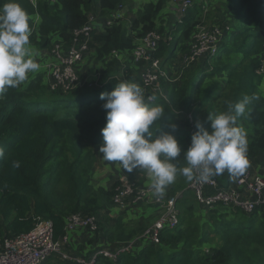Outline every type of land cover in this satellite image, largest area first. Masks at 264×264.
<instances>
[{
    "label": "trees",
    "instance_id": "trees-1",
    "mask_svg": "<svg viewBox=\"0 0 264 264\" xmlns=\"http://www.w3.org/2000/svg\"><path fill=\"white\" fill-rule=\"evenodd\" d=\"M120 1L122 0H54L49 3L47 0H36V4H33L30 0H18L31 17V40L34 39L37 46L42 48L52 47L53 34L63 48L68 47L74 29L86 23L92 3L97 2L100 10L107 14L115 10ZM203 1L207 5L206 0ZM230 1L233 2L235 10L243 13L248 26L255 24V33L246 32L244 29L234 32L233 38L236 37L239 41L243 39L245 42L229 47L228 51L230 55H249V66L254 73L262 67L264 60V0ZM5 2L6 0H0V6ZM165 2L149 1L141 14L130 23L127 32L119 18L114 20L111 27H104L102 24L101 30L95 27L91 31L87 48L88 61L92 64L91 61L94 60L98 64L95 74L98 87L84 84L85 87L78 86L67 93L52 92L42 84L47 72L43 68L42 73L36 74L29 83L8 89L0 98V149L3 153L0 155V242L27 233L39 217L51 220L53 237L58 239L65 235L67 216L94 215L98 220V227L93 238L104 245L95 247L91 253L86 254V258H90L100 248L110 246L113 249L122 242L138 238V243L132 250L121 253L116 261L98 255L95 264H264V222L259 221L264 219V211L261 207L252 213L222 204L206 208L195 201L193 194L180 184L167 195L170 197L174 194L177 206L185 209L178 213V223L174 228L161 230L158 241L153 243L140 237L147 227L130 226V229L124 230L122 236L118 237L122 242L114 241L110 230L113 224H109V216L115 211L112 200L114 184L109 188L98 187L91 193L83 192L84 186L79 184L77 175L83 169L78 170L77 166L83 159L91 161L92 152L87 151L83 156L86 145L81 142L79 148L68 157L66 147L59 146L67 136L76 135L81 136V140L90 139L89 142L94 145L103 143L100 129L106 121L105 110L101 107L103 101L99 98L102 91L98 88L106 84L110 88L104 92H110L113 85L121 82L115 74L119 71L124 81L140 84L137 70L144 62H135L131 54L145 34L157 31L162 35L163 38L158 40L157 47L152 52V58L161 59L164 64L174 59L178 53L180 56L188 53L195 42L196 26L202 20L205 5L201 0H192V5L181 22L174 20L172 26L164 30L163 27H157L156 18ZM38 15L40 21L34 26L33 21ZM252 36L253 39L247 42ZM171 43L174 44V49L168 50ZM224 44L222 43L220 49H223ZM113 50L118 51L122 58L126 56L134 67L126 65L119 70L118 58L112 56ZM210 57L195 61L198 65L197 71L188 78L184 76L168 86L160 80L162 88L167 86V101L157 94L155 101L165 107L161 120L163 131H169L165 126L169 120L174 122L178 118H182L183 123L189 127L190 120L187 115L191 113L195 117L203 105L200 101L210 98V94L200 91L204 83L201 74H213L216 69L224 67L209 69L207 63ZM180 64L176 59L175 65ZM225 66L228 68V65ZM234 76L229 71L226 83L230 84ZM190 82L193 84L191 88ZM238 88L242 89L239 84ZM253 96L256 99L249 104L247 114L252 124L251 134L247 135V157L250 164L264 167V97L252 92L251 97ZM62 108L66 109L62 111ZM83 121L86 124H82ZM192 122L194 125V119ZM182 130H176L174 135ZM190 142L181 147L182 158L183 151ZM54 161L56 162L52 170L56 175L69 174L70 177L67 180L65 203L53 201L41 189L44 174H52L47 165ZM88 165L90 167V163ZM85 183L87 184L86 179ZM192 203L197 206L195 211ZM187 213L190 214L188 218ZM100 216H104L103 221ZM55 255L43 264H80L73 260H56Z\"/></svg>",
    "mask_w": 264,
    "mask_h": 264
},
{
    "label": "clouds",
    "instance_id": "clouds-1",
    "mask_svg": "<svg viewBox=\"0 0 264 264\" xmlns=\"http://www.w3.org/2000/svg\"><path fill=\"white\" fill-rule=\"evenodd\" d=\"M36 18L34 26L40 21L39 15ZM30 20V15L18 0H6L0 6V97L10 88L29 83L36 74L42 73L47 63L44 62L40 67L37 62L39 52L30 43ZM56 45L62 46L55 42L51 48L45 49L53 56L52 48ZM179 56L180 54L177 61ZM30 74L34 75L29 78ZM46 78L48 79L47 73ZM169 84L171 83H167V86ZM166 87L163 89L167 95ZM99 98L103 101L101 107L105 110L106 121L100 129L103 140L98 146V151L102 154L100 156L105 161L118 162L127 173L134 170L145 171L150 180L152 195L157 199L165 196L167 186L175 182L178 173L188 181L207 183L225 172L232 178L240 177L250 165L247 157V133L237 124V120L246 113L251 101L256 99L254 96L246 95L235 103L227 101L226 111L214 115L208 113L209 128L201 120L195 121L196 130L191 134L190 145L183 151L182 160L186 163L183 168H178L176 163L182 151L174 135L177 124L169 120L165 125L169 131L161 129L165 107L159 103H149L141 83L121 80L110 92H101ZM151 100L155 101L156 97L153 96ZM2 154L0 149V155ZM113 208L124 211L114 206ZM78 230L94 233L83 228L69 232L65 229L67 242L70 232ZM65 253L86 258V255Z\"/></svg>",
    "mask_w": 264,
    "mask_h": 264
},
{
    "label": "rangeland",
    "instance_id": "rangeland-1",
    "mask_svg": "<svg viewBox=\"0 0 264 264\" xmlns=\"http://www.w3.org/2000/svg\"><path fill=\"white\" fill-rule=\"evenodd\" d=\"M147 1L149 0H122L118 3L116 9L113 10L114 17L122 19L121 22L124 25V30L126 32L129 30V25L133 21V19H135L141 14L142 9L148 3ZM152 1L154 2L155 0ZM165 1H166L165 6L163 8H167L168 6L171 7V10L174 14L175 13L174 10L176 9V6L174 5V0H165ZM206 2L207 5H205V2L202 1V4L205 5V8H204V15L203 13L201 14L204 17L206 16V19L211 18V21L208 22H214L215 24L224 25L223 26L224 31L222 32V42L226 44V48L223 47V49H219L215 55L208 58L207 67L209 69L217 68L219 66H224V67H222V69H216L213 72V74L210 73L201 74L204 83H203V87L200 88V91L201 92L205 91L208 94H210V98H206L205 100L200 101L203 105L198 110L197 115H195V117H192V119H194V125L193 122H189V127H188L183 123L182 118H178L174 120V122L177 124L176 130H180V128L181 130L184 129L182 130V132L175 135V138L177 139L178 143H181L180 147L190 142L191 134L194 132L193 130L195 129V121L197 119L201 120V122H203L206 128H209V122L207 121L208 113L214 115L218 112L226 111L227 101H232L233 103L238 102L240 101L238 97L243 98L246 95L251 97L252 92L255 95L264 97V60L262 67L256 69L255 72L253 73L249 66V55L248 57L244 54L230 55L228 51L229 47L238 44L241 45L243 42H245L243 39L239 41L235 39L236 37L233 38V33L244 29V31L246 30V32L248 31L249 33L253 34L255 33V24L248 26L244 21L243 13H241V11L239 12L238 10H235L233 6V2H231L230 0H206ZM126 6H133L139 9L141 8V10L138 12V14L134 16L131 15L130 11L125 9ZM89 14L93 18L92 24L96 28L100 27L104 23V21L108 20L107 18L108 15L100 10V8L97 5V2L91 4V11ZM171 23L172 20H170L169 22L167 19L159 17V15L156 18L157 27L163 26L164 30L169 29L168 27L170 26ZM200 23L213 29L212 26L208 25L206 21H204L203 17L202 20H200ZM257 24L260 27V24L259 23ZM217 37H219L218 33H217ZM51 39H52L51 44L58 41V38L55 34L51 36ZM252 39L253 36L248 38L247 42H250ZM32 40L33 41H31V37H30L31 44L35 42L34 39ZM38 48H40L41 50L45 49V47L43 48L38 47ZM171 49H174L173 43H171L170 46L168 47V50ZM38 52H39V56L37 57V62L40 64V67L44 62H50L48 60L50 58L45 52L43 51H38ZM177 55L175 56L174 59L172 58L168 60L166 62V64L168 63L167 65L166 64L163 65V67L166 66L164 68L168 70V72L171 74L172 77H175L177 75L176 72L177 68L175 66H172L173 64L176 63ZM117 60L119 64V70L126 65L134 67L133 63L131 61H128L126 56H123L122 58V56L120 55ZM199 60L200 59H198L197 61ZM91 62L93 65L88 61V52H86L84 56H82L81 59L77 61L75 65V71L77 74L78 83L73 88L65 89L64 87H52L49 79L47 78L42 79V84L46 85L48 89L52 92L61 91L64 93L76 89L78 88V86L79 87L82 86L81 88H83L85 87L83 86L84 84L88 86L92 84L94 87H98V81H96L95 78L98 64L95 63L94 60H92ZM196 62H194L195 64L193 63V65H190L189 67L185 68L184 72L177 80L183 79L184 76L185 78H188L193 74V72L197 71L196 67L198 65ZM225 65H228V68ZM230 66L232 68H230ZM229 71H232L235 74V76L230 82V84H227L226 80ZM115 74L117 76V79L124 81L121 77L120 71L116 72ZM238 84L242 87V89L238 88ZM192 86L193 84L190 82L189 88H191ZM113 87L114 85L112 86V88ZM107 88H110V86H107L105 84L103 85V87L98 88V90L104 92L107 90ZM65 109L66 108H62L61 110L64 111ZM248 110H249V106H248ZM248 110L243 116L238 118L237 124L245 129L247 135H250L252 131V124L247 117ZM81 123L86 124V122L84 123V121ZM186 128L187 130H189V132L186 130ZM86 138H90V137H86ZM89 140H84V139L81 140V136L79 135L67 136L59 144V146L66 147L67 149L66 153L68 157L70 154H72L73 151L79 148L80 146L79 144H81V142L83 145H86V147L84 148L83 156H85V152L87 151L92 152L93 155L91 161H89L88 159L86 160L83 159V162L77 166L78 170L83 169L80 173H77V175L79 176L78 177L79 184L81 186L83 184L84 186L83 192L91 193L98 187L109 188L112 184H114V187L116 188V186H118L121 183V180L124 178L140 186L150 185V180L145 171L134 170L132 173H127L124 170H122L118 162L105 161L102 158V156H100L102 154H100L98 151V146L101 143L94 145L91 142H89ZM177 159H179V161L176 162L178 168H183L186 166V163L182 160L183 159L182 155L177 157ZM55 162L56 161H54V163H52L51 165L48 164L47 167L51 168L52 170V166L55 165ZM88 163H90V167ZM180 176L183 175L178 173L175 182L167 186L166 194L163 197V202L161 204L144 202L130 206L128 209L126 208L127 210L125 211L115 210L114 212H111L112 214H110L109 216V224L111 225L113 224L110 227V230L112 232L111 235L115 238L114 241L116 242L121 241V239H119L118 237L122 236L124 230L130 229V226L137 227L143 225L145 227H148L151 224H153L156 220H158L161 217V215L165 211V207L172 199L173 202H175V208L178 211V213L184 212L185 209H182L179 206H177L178 204L176 203V197L174 196V194L170 197H167L168 193L176 189L178 184L184 186V189L186 190L189 181L184 176L182 178ZM68 178L70 179L69 174L56 175V172H54L53 170H52V174L46 172L43 177L44 183H42L41 189L44 193L48 194V196L53 201L65 203L67 200L66 190H67ZM85 179L87 180V184L85 183ZM192 204H193V209L195 211L197 206L194 203ZM100 214L101 212L98 215ZM189 216L190 214L187 213L186 217L188 218ZM100 217H101L100 218L101 221H103L104 216H100ZM259 221L264 222V219H261ZM124 225H126L125 228ZM70 234L72 233L70 232ZM83 247L84 245L81 243L71 245V238H70L68 242L62 246V249L63 251L68 253L72 252L73 254H79L82 251ZM70 256L73 255L70 254ZM55 257L56 260H60L64 262L69 261L62 255V251H60V253L55 255Z\"/></svg>",
    "mask_w": 264,
    "mask_h": 264
},
{
    "label": "built area",
    "instance_id": "built-area-1",
    "mask_svg": "<svg viewBox=\"0 0 264 264\" xmlns=\"http://www.w3.org/2000/svg\"><path fill=\"white\" fill-rule=\"evenodd\" d=\"M30 1L36 4V0ZM47 1L52 3L54 0ZM174 5L176 6V20L181 22L183 15L192 5V0H174ZM107 18L108 20L103 23L104 27H111L114 20L118 19L114 17L113 12ZM92 19L89 14L86 23L74 29L71 44L67 49L62 48L61 45L52 48L54 61L44 65L52 87L68 89L77 85L78 78L75 65L88 52L90 33L95 29ZM212 27L213 29L201 23L197 24L194 34L195 42L191 45L188 53L179 56L180 66L174 64L177 68L175 77H172L168 70L163 67L161 59L152 58V52L157 47L158 40L163 38L162 35L157 31H150L139 40L132 50L131 56L135 62H144L137 72L139 82L145 90L146 100L149 103H155L156 100L152 101L151 98L156 97V94L167 101V95L160 86V80L167 83L175 82L185 68L199 58L213 56L218 52L222 34L218 27ZM217 33L219 37H217ZM120 55L118 51H112L113 57L118 58ZM187 116L192 122L191 113ZM225 176L227 178L223 182H220V176L213 177L207 183L189 181L186 190H189L195 200L206 208L222 204L237 208L245 213H252L258 207L264 211V174L255 173L249 165L240 177L232 178L227 172H225ZM112 200L113 206L120 210H125L138 203L161 204L163 202V198L157 199L152 195L150 185L140 186L126 178L122 179L121 183L116 186ZM97 221L95 216L72 214L66 218L65 229L67 232L78 228L95 232L98 227ZM177 223L178 211L172 199L165 207L161 217L148 226L140 237H145L156 243L161 230L174 228ZM67 239V235H65L59 240H54L51 220L39 217L34 227L27 233L0 242V264H43L52 254L60 253V251L65 258L73 259L80 264H95L97 255L116 261L121 253L131 251L138 243V238L129 239L113 249L103 247L98 249L90 258H83L82 256H70L62 250V245L67 242Z\"/></svg>",
    "mask_w": 264,
    "mask_h": 264
},
{
    "label": "crops",
    "instance_id": "crops-1",
    "mask_svg": "<svg viewBox=\"0 0 264 264\" xmlns=\"http://www.w3.org/2000/svg\"><path fill=\"white\" fill-rule=\"evenodd\" d=\"M149 1H152V0H149ZM149 1H147V2H149ZM201 1H203V0H201ZM146 2V3H147ZM125 9H127L128 11H130V13H131V15H136V14H138V12L141 10V8L139 9V8H136V7H133V6H126L125 7ZM174 9V8H173ZM175 11V10H174ZM175 14V15H174ZM173 14V12H172V10H171V7H167V8H162V11L159 13V17H161V18H164V19H167L169 22H170V20H172V23L174 22V20H176V12ZM203 18H204V21H206V23L208 24V25H210V26H216V27H218L220 30H221V34H222V32L224 31V25L223 24H215L214 22H208V21H211V18H207L206 19V16L204 17L203 16ZM34 20H37V18H35ZM122 20V19H121ZM39 21H37L36 22V24L38 23ZM172 23L170 24V26L168 27V28H170L171 26H172ZM160 27H163V26H160ZM100 30L102 29V25L100 26V27H98ZM31 41H33V40H31ZM222 35H221V40H220V46L222 45ZM31 46L34 48V49H36L37 51H43V52H45L48 56H49V58L50 59H48V60H52L53 59V56L49 53V51H47V49H43V50H41L40 48H38V46H37V44H36V42H33L32 44H31ZM224 46L226 47V44H224ZM223 46V47H224ZM179 55V54H178ZM177 55V56H178ZM40 58H42V57H40ZM166 64V63H165ZM168 64V63H167ZM166 64V65H167ZM83 65H85V64H83ZM172 66H174V64L172 65ZM166 67V66H165ZM34 74H36V73H34ZM34 74H30V76H29V78L31 77V76H33ZM0 98H2V97H0ZM250 168H252V170L255 172V173H257V174H260V175H263L264 174V167H262V166H260L259 164H250ZM220 178L222 179V180H225L227 177L225 176V173L222 175V176H220ZM133 206V205H132ZM129 208V207H128ZM127 208V209H128ZM126 209V210H127ZM93 237H94V235L93 234H90V233H88V232H85V231H83V230H79L78 232L76 231V232H73L72 234H71V236H70V238H71V245H74V244H83L84 245V247H83V249H82V251L79 253V254H81V255H86V254H89V253H91L92 252V250L95 248V247H97V246H100V245H104V244H99L98 243V241L96 240V239H94V240H92L93 239Z\"/></svg>",
    "mask_w": 264,
    "mask_h": 264
},
{
    "label": "bare ground",
    "instance_id": "bare-ground-1",
    "mask_svg": "<svg viewBox=\"0 0 264 264\" xmlns=\"http://www.w3.org/2000/svg\"><path fill=\"white\" fill-rule=\"evenodd\" d=\"M50 61H54V58L52 60H50Z\"/></svg>",
    "mask_w": 264,
    "mask_h": 264
}]
</instances>
